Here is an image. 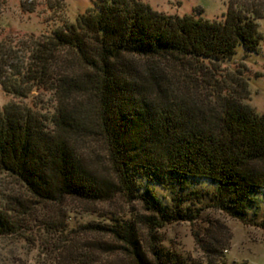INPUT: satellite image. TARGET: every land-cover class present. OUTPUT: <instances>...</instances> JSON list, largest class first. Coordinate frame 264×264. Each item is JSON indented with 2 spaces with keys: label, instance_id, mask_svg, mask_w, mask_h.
I'll return each instance as SVG.
<instances>
[{
  "label": "trees",
  "instance_id": "1",
  "mask_svg": "<svg viewBox=\"0 0 264 264\" xmlns=\"http://www.w3.org/2000/svg\"><path fill=\"white\" fill-rule=\"evenodd\" d=\"M262 18L264 0H231L224 22L95 0L50 35L0 41V85L14 98L0 108V176L37 205L139 203L154 240L167 225L196 221L204 202L249 224L254 194L264 193V114L249 103L243 71L225 66L241 45L259 52ZM88 141L104 145L108 173L84 152ZM9 199L0 198V238H25L32 207ZM108 219L98 228L133 264L168 257L146 249L132 222ZM214 246L201 247L210 259Z\"/></svg>",
  "mask_w": 264,
  "mask_h": 264
},
{
  "label": "rangeland",
  "instance_id": "2",
  "mask_svg": "<svg viewBox=\"0 0 264 264\" xmlns=\"http://www.w3.org/2000/svg\"><path fill=\"white\" fill-rule=\"evenodd\" d=\"M94 1L0 0V41L50 35L64 24L76 23L79 15L93 8ZM141 1L166 15H194L224 22L231 0ZM257 23L263 35L259 52L247 54L241 45L233 61L225 67L243 71L251 91L249 103L258 114H264V18ZM45 96L48 98L49 94ZM12 101L14 98L7 95L0 85V108ZM27 103L32 105V99ZM82 148L92 156L96 167L108 173L102 143L88 141L82 143ZM198 183L210 194L216 189L215 184L209 181L199 180ZM157 191L166 202L170 201L168 192ZM0 194L5 200L19 196L32 207L27 230L23 233L25 238H0V264H133L121 249L124 245L98 228L112 224L108 218L132 222L146 249L150 244L156 245L169 258L172 257H165L162 264H264L263 192L254 194V205L248 210L249 224L208 208L207 202H204L199 206H203V210L196 221L167 225L155 234L156 240L149 235L147 226L140 223L141 215L145 214L142 205L128 203L120 196L99 204L66 199L59 203L37 205L17 183L4 176H0ZM196 237L206 246L213 243L219 253L212 259L208 258Z\"/></svg>",
  "mask_w": 264,
  "mask_h": 264
}]
</instances>
